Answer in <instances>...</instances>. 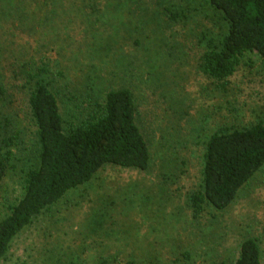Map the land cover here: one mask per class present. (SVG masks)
I'll return each instance as SVG.
<instances>
[{
    "label": "rangeland",
    "instance_id": "obj_1",
    "mask_svg": "<svg viewBox=\"0 0 264 264\" xmlns=\"http://www.w3.org/2000/svg\"><path fill=\"white\" fill-rule=\"evenodd\" d=\"M226 29L204 0H0L8 92L0 98V151L4 135L18 131L22 139L0 182V219L38 164L22 74L42 63L58 72L50 87L65 128L85 117L94 98L129 88L151 153L147 170L108 164L68 191L13 238L0 264H231L249 237L264 264V166L226 209L207 206L196 217L188 204L209 135L264 123L256 54L242 58L224 91L201 71V54Z\"/></svg>",
    "mask_w": 264,
    "mask_h": 264
},
{
    "label": "trees",
    "instance_id": "obj_2",
    "mask_svg": "<svg viewBox=\"0 0 264 264\" xmlns=\"http://www.w3.org/2000/svg\"><path fill=\"white\" fill-rule=\"evenodd\" d=\"M220 14L227 29L200 57L201 71L217 89L226 90L242 58L256 54L264 65V0H204ZM169 11V10H168ZM171 18L172 15L169 11ZM175 18V17H174ZM46 64L22 74L28 107L36 126L38 164L24 177V193L0 219V261L13 238L33 219L63 198L68 191L89 182L105 165L147 170L151 153L136 121V105L127 87L109 89L102 101L94 98L85 117L65 128L57 97L50 87L56 76ZM19 75L15 72L13 77ZM0 75V98L7 95ZM10 121L4 119L7 127ZM20 133L4 135L0 151V182L13 159L12 148ZM264 166V123L219 128L204 144L199 186L188 195L193 216L207 206L226 209L239 190ZM231 264H261L255 238H246Z\"/></svg>",
    "mask_w": 264,
    "mask_h": 264
}]
</instances>
